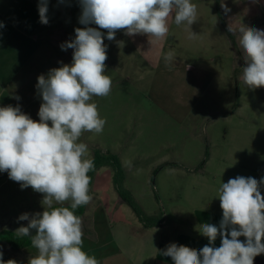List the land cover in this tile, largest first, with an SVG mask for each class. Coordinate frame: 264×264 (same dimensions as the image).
<instances>
[{"label":"rangeland","instance_id":"obj_1","mask_svg":"<svg viewBox=\"0 0 264 264\" xmlns=\"http://www.w3.org/2000/svg\"><path fill=\"white\" fill-rule=\"evenodd\" d=\"M194 1H205L196 5L197 21L178 26L173 14L161 40L118 30L109 41L107 30L98 29L107 45L105 74L112 86L109 95L92 99L106 121L103 131L85 132L80 141L88 145V159L95 145L118 154L125 186L149 213L189 212L194 197L199 207L214 200L225 178L264 174V90L244 84L238 69L243 55L220 24L216 0ZM168 53L170 62L164 59ZM112 176L110 166L96 171L92 200L81 217L86 236L93 237L92 220L103 215V204L114 209L106 217L112 225L135 216L115 191ZM204 181L215 188L201 193ZM43 195L0 172V230L26 226L28 221L18 217L44 211ZM117 202L122 204L118 212ZM0 251L3 261L17 264L38 254L32 244L14 250L3 243Z\"/></svg>","mask_w":264,"mask_h":264},{"label":"clouds","instance_id":"obj_2","mask_svg":"<svg viewBox=\"0 0 264 264\" xmlns=\"http://www.w3.org/2000/svg\"><path fill=\"white\" fill-rule=\"evenodd\" d=\"M62 2V0H61ZM81 7L75 39L60 45L62 51L73 49L71 64L61 63L47 76L40 75L36 85L42 97L34 121L19 106L0 107V172H7L22 189L31 187L44 194L42 213L21 214L27 226L16 230L18 237H31L38 250L28 264H99L95 256L83 250V221L75 210L91 202L89 172L94 161L86 158L88 145L80 141L85 132L101 133L106 121L100 117L94 96L109 95L112 81L106 75L107 39L116 32L146 35L161 40L168 34L169 18L189 27L197 21V6L191 0H78ZM222 7L226 6L222 5ZM40 23L47 25L48 0H39ZM95 24L98 28L89 27ZM0 27L3 24L0 23ZM246 67L243 82L250 89L264 87V30L241 26L237 31ZM190 35H195L191 33ZM170 62L173 57H164ZM19 100V97H15ZM264 177L237 176L219 188L222 220L219 226L204 223L201 235L209 243L197 250L171 243L163 255L174 264H254L264 254ZM70 202V206H63ZM59 205V206H56ZM33 230L34 233L33 234ZM221 246L215 247L217 237ZM239 237H245L241 241ZM0 264H17L15 260Z\"/></svg>","mask_w":264,"mask_h":264},{"label":"crops","instance_id":"obj_3","mask_svg":"<svg viewBox=\"0 0 264 264\" xmlns=\"http://www.w3.org/2000/svg\"><path fill=\"white\" fill-rule=\"evenodd\" d=\"M204 2L193 3L199 6ZM219 3L228 29L237 31L241 26H248L264 30V0H219ZM38 4L39 0H0V23L3 24L0 27V107L19 106L34 121H39L38 111L43 102L36 87L37 78L42 74L47 76L53 68L61 67L60 62L72 63L74 50L62 51L60 45L75 39V29L84 27L79 23L81 7L78 0H48L47 25L40 23ZM222 5L226 6L227 11ZM88 26L98 28L95 24ZM226 35L234 50H239L243 55V63L238 68L242 76L243 68L247 65L238 37L231 31V36ZM260 89L264 90V87ZM262 177L264 174L257 180ZM232 178L235 177L225 178L223 183ZM202 183L205 188L201 193H208L209 189L215 188L214 183ZM214 195H217L214 200L208 199L201 207L198 205L200 202L192 198V209L189 212L177 209L170 216L164 212L162 223L152 227H144L136 215L130 216V221L112 225L114 223H108L106 217L109 210L114 209H111L110 204L108 207L103 204V215L92 220L95 224L93 237L83 235V250L95 256L99 264H174L171 257L163 255L168 245L176 243L199 250L209 243L207 237L200 234L199 226L204 223L219 226L223 218L219 191ZM261 195L264 196V186H261ZM117 203L116 212L122 209V204ZM103 222H106V227ZM103 233L108 234L104 239ZM239 239L244 241L246 238ZM106 243L111 245L106 246ZM214 246H221L219 236ZM112 253L115 254L108 257ZM36 255L28 254V257L30 259ZM260 256L264 257V254ZM18 264L25 262L19 260Z\"/></svg>","mask_w":264,"mask_h":264},{"label":"trees","instance_id":"obj_4","mask_svg":"<svg viewBox=\"0 0 264 264\" xmlns=\"http://www.w3.org/2000/svg\"><path fill=\"white\" fill-rule=\"evenodd\" d=\"M217 12L220 18V22L224 27L227 34L230 35V31L226 25L225 19L220 11L219 0H216ZM231 36V35H230ZM89 159H92L95 164L93 171L89 172L88 175L91 177L89 185V194L92 196V185L95 178L96 171L102 166H110L113 170L112 182L115 191L118 196L130 206L134 214L137 216L139 221L144 227H152L162 223L164 220V212L158 210L156 212H147L140 202L136 199L134 194L125 186L126 174L123 168L122 162L118 154L104 150L99 146L92 147V154ZM88 205V204H87ZM87 205L80 206L75 210V214L83 217L87 208ZM59 206V205H56ZM63 206H70V202H66ZM43 212V211H42ZM41 212V213H42ZM28 224V223H27ZM27 226V225H26ZM33 234L34 230H33ZM6 243L11 249L17 250L25 246L31 245V237L24 236L18 237L16 231L11 228H2L0 230V244ZM254 264H264V257L258 255L254 258Z\"/></svg>","mask_w":264,"mask_h":264}]
</instances>
